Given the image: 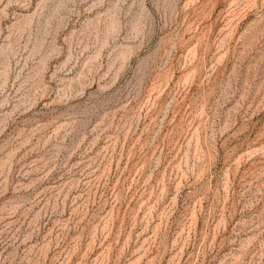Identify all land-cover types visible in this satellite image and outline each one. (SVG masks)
I'll list each match as a JSON object with an SVG mask.
<instances>
[{"label": "rangeland", "instance_id": "obj_1", "mask_svg": "<svg viewBox=\"0 0 264 264\" xmlns=\"http://www.w3.org/2000/svg\"><path fill=\"white\" fill-rule=\"evenodd\" d=\"M0 264H264V0H0Z\"/></svg>", "mask_w": 264, "mask_h": 264}]
</instances>
